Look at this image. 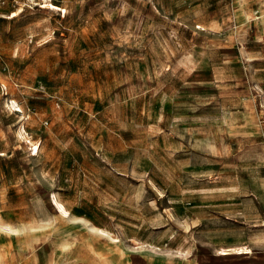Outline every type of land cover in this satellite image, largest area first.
Returning a JSON list of instances; mask_svg holds the SVG:
<instances>
[{
  "label": "rangeland",
  "instance_id": "374dc122",
  "mask_svg": "<svg viewBox=\"0 0 264 264\" xmlns=\"http://www.w3.org/2000/svg\"><path fill=\"white\" fill-rule=\"evenodd\" d=\"M53 2L0 7V264H264V0Z\"/></svg>",
  "mask_w": 264,
  "mask_h": 264
},
{
  "label": "bare ground",
  "instance_id": "6f19581e",
  "mask_svg": "<svg viewBox=\"0 0 264 264\" xmlns=\"http://www.w3.org/2000/svg\"><path fill=\"white\" fill-rule=\"evenodd\" d=\"M49 7H51L52 10L54 9H59V7L57 6V4H51L49 5ZM23 10H20L19 12H22ZM41 20V19H40ZM42 21V20H41ZM36 22V21H35ZM204 26V25H203ZM14 102H16V100H12ZM14 105V104H13ZM17 105V103H16ZM15 107V105H14ZM15 110H22L21 107H16ZM24 129V128H23ZM22 130V129H21ZM25 130V129H24ZM23 135V132L21 131V133ZM54 201L57 202V199H56V196H54ZM251 251V248L247 245H238V246H231V247H226V248H223L221 249V253L222 254H228V253H232V252H238V253H247V252H250Z\"/></svg>",
  "mask_w": 264,
  "mask_h": 264
},
{
  "label": "built area",
  "instance_id": "2783aa9c",
  "mask_svg": "<svg viewBox=\"0 0 264 264\" xmlns=\"http://www.w3.org/2000/svg\"><path fill=\"white\" fill-rule=\"evenodd\" d=\"M11 2L15 4L18 2V0H0V7L6 6ZM52 3L55 4L53 0H24V4L28 6L40 5L41 7H48ZM58 7L60 8L58 10H61L62 14L64 15L66 9L64 7H60V6Z\"/></svg>",
  "mask_w": 264,
  "mask_h": 264
}]
</instances>
